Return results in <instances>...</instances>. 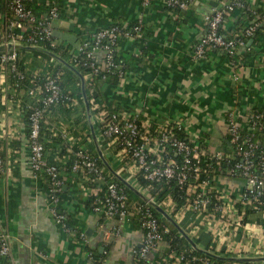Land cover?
Wrapping results in <instances>:
<instances>
[{
	"label": "crops",
	"instance_id": "obj_1",
	"mask_svg": "<svg viewBox=\"0 0 264 264\" xmlns=\"http://www.w3.org/2000/svg\"><path fill=\"white\" fill-rule=\"evenodd\" d=\"M223 2L195 0L182 10L183 16L177 17L180 19L177 21L171 18L162 0L148 6H143L141 0H30L29 7L37 18L44 19L47 9L57 6L59 15L51 25L56 24L62 29L71 24L77 44L110 24L130 25L140 20L142 36L137 39L148 53L141 55L143 59L133 62L130 67V54L134 55L138 48L131 46L130 36L122 38L116 53L126 58L127 62H123L125 76L118 79L115 86L101 79L103 103L113 111L126 109L150 125H167L181 119L189 138L196 139L210 151H216L224 150V143L229 146L227 112L246 115L260 107L264 111V51L251 61H242L241 57L225 59L215 48L200 59L192 56L195 43L206 31L203 15L220 8ZM248 5L251 9L264 10V0H248ZM238 15L239 12H235L225 17L222 25L225 36L234 34L233 26ZM10 20L8 0H0L1 42H10V35L19 33L18 29L9 26ZM56 39L69 45L71 53L70 43ZM16 40L15 43H23L18 38ZM17 52L18 61L34 76L39 75L48 62L59 63L37 50L18 49ZM8 70V65L0 62V150L4 161L0 171V232L8 236L12 264H96L94 253L101 255L97 264H133L132 250L143 236L142 228L135 225V215L101 218L92 210L89 196L90 189L98 183H89L83 189L81 184L84 182L65 166L68 154L75 152L74 147L85 144L88 133L94 145L81 92L72 105L48 110L43 123V137L47 142L44 155L59 163L64 180L59 208L68 215L70 230L66 231L48 213L46 178L34 174L29 167L27 113L34 104L33 96L24 87L17 89L11 85ZM91 114L97 141L108 165L149 196L145 189L132 182V164L123 162L116 143L100 135L98 120L92 110ZM151 147L150 154L155 155L156 145L151 143ZM104 167L109 171L105 164ZM220 181L219 188L234 182L227 178H220ZM169 200L161 203L168 213ZM205 213L189 210L176 222L191 238L194 227L197 232H209L205 228L210 226L208 229L215 249L222 242H230L232 254L217 255L264 256L263 225L248 222L243 234L235 240L221 232L215 237L213 231L219 221H202ZM165 227L168 231L171 228ZM80 232L84 233V239L78 235ZM169 248L162 241L150 259L153 261L156 254L168 255ZM4 263V258L0 257V264Z\"/></svg>",
	"mask_w": 264,
	"mask_h": 264
},
{
	"label": "built area",
	"instance_id": "obj_2",
	"mask_svg": "<svg viewBox=\"0 0 264 264\" xmlns=\"http://www.w3.org/2000/svg\"><path fill=\"white\" fill-rule=\"evenodd\" d=\"M28 1L30 0H8V8L11 13L9 26L19 30L18 34L10 35L9 41L15 43L18 38L19 41L30 45L47 42L50 46H55L51 23L58 18V7L51 6L48 16L40 19L32 13L28 7ZM154 1L157 0H141V3L143 6H148ZM162 1L165 6H177L184 10L195 0ZM242 6V0H224L220 8L203 15L206 31L193 47L192 56L194 59L202 58L207 48H215L225 51L229 55H235L238 49L245 47V42L240 37H228L222 33L225 17L233 9ZM254 28L255 26L246 28L245 36L253 35ZM127 36L135 38L142 36L140 20L131 27L113 23L93 32L89 39L78 43L75 52L82 56L78 62L89 68L90 73L101 74V79H105L107 73L115 72L117 77L122 80L125 76V72L122 70L123 64L116 62L114 56L116 44ZM1 43L5 44L8 41ZM17 54L16 49L0 52V62L8 65V71L18 80H22L24 72L17 67ZM100 54L102 57L99 56ZM134 56L140 57V52H135ZM41 89L44 94L40 98L39 104L30 108L27 117L29 167L34 174L46 178L48 213L57 224L68 231L70 230L66 222L68 215L59 208L64 180L60 174L59 163L49 160L44 155L40 129L43 116L52 105L70 104L73 100L61 89L58 73L46 78ZM27 93L33 96L34 88H29ZM263 112L253 110L246 115L237 114L235 111L227 112L228 150L210 151L196 139L189 138L181 119L171 124L161 125L158 136L143 135L140 132L136 115L129 113L126 109H118L104 114L100 118L102 122L100 134L117 144L121 158L134 160L135 163L132 164L133 177L137 171L143 170L146 173V178L150 181L175 182L179 189L185 187L187 190L192 189L193 191L199 189L196 197L188 202L185 208L180 209L174 219L178 220L189 210L206 212L202 221H219L217 227L215 226L216 231H213L217 237L219 232L228 234L229 221H245L247 216L245 207H248L252 212H262L264 217V151L256 154L260 142L259 136L262 135L264 139V132H260L264 130L261 123ZM145 124L149 125L147 122ZM175 130L184 132L185 138L178 137ZM151 143L155 144L157 148L155 157H151L150 154ZM168 147L180 158H166ZM3 167L4 161L0 150V171L3 170ZM70 170L84 182L81 184L83 189H86L89 183H98L97 186L90 189L89 196L91 197L92 210L101 218L108 219L114 215L128 218L129 215L130 217L136 215L140 220L143 236L138 243V250L133 248L132 253L136 254L137 259L149 260L150 264H153L154 260L150 259V255L158 249L162 237L168 232V229L155 216L154 207L144 200V203L137 201L130 203L124 188L119 183L105 178L103 169L98 166L96 158L88 150L79 149L73 153ZM220 178L232 179L234 182L229 186L219 188ZM191 181L195 183L191 184ZM147 197L150 201L161 206V203L152 196ZM169 201L172 206V200ZM208 228L205 229L210 232ZM197 231V227H194L192 234ZM78 235L84 239L83 232ZM166 256L165 260L171 258L172 264H214L208 258L195 255L186 248L180 251L169 249ZM0 257L6 259L8 264H12L10 242L8 236L3 232H0ZM252 262L264 264V261Z\"/></svg>",
	"mask_w": 264,
	"mask_h": 264
},
{
	"label": "trees",
	"instance_id": "obj_3",
	"mask_svg": "<svg viewBox=\"0 0 264 264\" xmlns=\"http://www.w3.org/2000/svg\"><path fill=\"white\" fill-rule=\"evenodd\" d=\"M29 3H30V1H28V7H29ZM242 5L243 6L241 8H235L229 13V14H233L235 12H239V15L237 17V20L234 22V26H233L234 27V34L230 35L228 37H234V36L240 37L241 39L244 40L245 47L238 49V51L235 53V55H229L227 52L219 50L222 54V57H224L225 59H228V60H235V59L241 57L242 61H251L256 57L257 54H259V52L264 51V10H262L261 8L251 9L248 5V0H242ZM49 9H47V16H48ZM165 9L168 12L171 10L170 11L171 15H172L171 18L174 17L176 19V21L180 20L177 17L183 16V15H181L182 10L179 9L177 6H173V7L165 6ZM117 25H121V24H117ZM133 25L134 24H130V27ZM250 26H255L254 31H253V35L245 36L244 31L246 28H248ZM223 32L224 31H222V33ZM250 38L253 39L252 44L249 47H246V43ZM54 40L56 42L55 46H50L49 43H47V42H39L38 46L45 48V49L59 55L62 59L69 62L70 64H72L85 77L86 95H87L88 102H89L90 108L92 110V113L96 116V118L98 120L97 128H98V131L100 133V131L102 130V122L100 121V118L104 114H109L113 111V110H110L103 103V101H104V99H103L104 90H103V86H102L101 78H100L101 74L96 75L94 73L93 74L90 73L89 68L82 66L78 62V60L82 57L81 55H78L77 52H74L73 54H71L69 45H65L63 43H60L56 38H54ZM130 40H131V42H130L131 46L138 48V52H140V57H138V58L135 57L133 54H130V67H131L133 62H137L138 60L139 61L142 60L143 58L141 57V55H146L148 52L144 48L143 45H140L141 40H139L133 36H130ZM82 41L83 40H80V42H82ZM118 43L116 44V47H117ZM257 47L259 49H257ZM212 49H214V48H207L206 52H208L209 50H212ZM125 59L126 58L123 56H118L116 53V50H115L114 60L118 63L123 64L122 70L124 72L126 70H125V65L123 62H125V63L127 62ZM16 64L18 65L17 66L18 69L20 71L24 72V78L22 80H18L16 77H14L12 75V73L9 72V80L11 82V85L17 89L20 87H24L26 92L29 88H34V95H33L34 104L33 105L39 104L40 98L44 94L42 92V89H41V85H42L43 81L48 77L55 76L57 73H58L59 85H60L61 89L72 98V100H73L72 103L75 100H77V98L79 97L80 86H79L78 77L75 75V73H73L70 69L66 68L62 64L55 63V62H48L43 67L42 72H40V74L37 76H34L30 72V70H25L24 66L18 61V59L16 60ZM118 79H119V77H117L115 72L114 73L109 72L106 74V78L104 81L109 82V84L111 86H115L118 83ZM72 103H70V104L72 105ZM68 105L69 104H66V103L65 104L52 105L50 107V109H52L55 106L56 107L57 106L68 107ZM255 111H260V112L262 111L263 112V108L262 107L255 108ZM29 112H30V110L27 113V117H28ZM44 116L42 119V125H41V129H40V140L44 145V153H45L47 142H45V139L43 137V132H44L43 123L45 121ZM261 123L264 126V112H263V117L261 118ZM138 124H139L140 132H142L143 135L149 134L152 137L158 136V131L160 130V127H161L160 125H156V124L150 125L149 124L147 126L144 122H141V120H138ZM260 132L263 133L264 130H262ZM175 133L178 137H180L182 139L185 138V136H186V134L182 131L175 130ZM259 133H258V135H259ZM88 137H89V139L84 141V143H85L84 145H82V146L79 145V147H74L75 152L79 149H84V150H88L89 152H91L92 155L96 158L98 166L103 169V173H104L105 178L111 179V180L119 183L124 188L125 192L127 193L128 201L130 203L132 201L144 203L142 199H140L132 190H130L126 186H124L117 178H115L104 167V164L102 163L101 159L98 157L97 152L94 148V145L91 142V138H90L89 133H88ZM53 138L51 137L52 140H53ZM259 138H260V142H259L258 148L256 149V154L258 152L260 153V152L264 151L263 136L260 135ZM55 139H56V137H55ZM223 146H224V148H223L224 150H228L227 144L224 143ZM73 153H74V151H73ZM73 153L68 154V161L65 163V166L69 170H70V166L72 163ZM151 157H155V155H151ZM166 158L179 159L180 157H179V155L176 156L173 153V151L169 148V150H167V153H166ZM127 161H130L131 164L135 163L134 160L131 158H130V160H129V158L123 159V162H127ZM132 182L136 186H140L141 188L145 189L146 192L150 196H152L157 202L162 203L165 201V199L170 198L173 202V205L170 207V214L172 215V217H175V214L180 209L185 208V206L188 204V202H190L193 198L196 197L197 191L199 190V189H197L195 191H193L192 189L187 190L186 187L183 189H179L178 185L175 182L166 183L164 181H159V182L150 181L146 178V173L143 170H139L135 173L134 179ZM194 183L195 182L191 181V184H194ZM61 192H62V190H61ZM245 209L247 211V216L244 219L245 221H229L230 227H229L228 234H229V237L231 240L238 239V237L243 234L244 226L248 222L251 223L252 225L261 224L264 226V217H263L262 212H260V211L259 212H252L251 210L248 209V207H245ZM154 214L156 217H158V219L160 220V223L162 225H164V226L168 225L171 227V225L167 222V220L163 216H161V214L158 211L154 210ZM134 221H135V225L140 226V220L136 217V215L134 216ZM66 222H67L68 226L70 227L68 219ZM191 236H192L193 241L197 245H199L201 248H203L207 251H212L216 254H223L225 256H230L232 254L230 242H226V241L222 242L221 246L215 249L212 246L213 237H212L211 233H209V232L200 231V232L191 234ZM162 241H165L169 245L170 250L174 249L176 251H180L181 249L186 248V249L190 250V252L195 254V255L204 256V257L208 258L214 264H233V262H231V261H223V260L213 259L211 257H208V256H206L202 253H199L196 250L192 249L191 246L186 242L184 237L181 236L172 227L170 228L168 233H166L162 237ZM134 249L138 250V247L134 246ZM100 257H101L100 254H96V253L93 254V259H94L96 264L98 262H100ZM166 257H167L166 255H159V254L154 255V258H153L154 264H172L171 263L172 259L168 258L167 260H165ZM4 261H5L4 264H8L6 259H4ZM133 264H150V261L149 260L144 261L142 259H137V256L135 254V255H133ZM239 264H254V262H240Z\"/></svg>",
	"mask_w": 264,
	"mask_h": 264
},
{
	"label": "water",
	"instance_id": "obj_4",
	"mask_svg": "<svg viewBox=\"0 0 264 264\" xmlns=\"http://www.w3.org/2000/svg\"><path fill=\"white\" fill-rule=\"evenodd\" d=\"M53 28V35L56 38H60L62 41H67L68 43L71 44L72 48H71V54H73L77 48V37L76 35H74L71 31H72V25L70 24L68 27H61L62 29H58V25L54 24L52 25ZM253 39L250 38L247 43L246 46H249L252 43ZM12 49H32V50H37L40 51L52 58H54L55 60H57L59 63H61L63 66H65L66 68L70 69L73 73H75V75L78 77L79 79V86H80V92H81V97L83 100V104L85 107V112L87 115V118L90 122V132L94 141V145H95V149L97 152L98 157L101 159V161L105 164V166L109 169V171L124 185L126 186L128 189L132 190L139 198H141L144 201H147L148 203H150L154 209L156 211H158L166 220H168L178 231L179 233H181V235L184 237V239L186 240V242L197 252L202 253L208 257H211L213 259L216 260H223V261H237V262H252V261H264V256H257V257H225V256H221V255H217L214 254L210 251H207L205 249H202L200 247L197 246V244L193 241V239L177 224L176 220L170 216V214L168 212H166L161 206H159L158 204H156L154 201H150L149 198L147 196H145L139 189H137L131 182L129 183L128 181H126L125 179H123L118 173H116L114 170L111 169V167L108 165V163L106 162L102 150L99 147L98 141H97V136H96V131H95V127L92 123V114H91V110H90V106H89V102H88V98L86 95V91H85V79L84 76L82 75V73L80 71H78L72 64H70L69 62L65 61L64 59H62L59 55L45 49L42 48L38 45H30V44H26V43H12V42H8L5 44H0V52H6ZM139 246V245H137Z\"/></svg>",
	"mask_w": 264,
	"mask_h": 264
}]
</instances>
